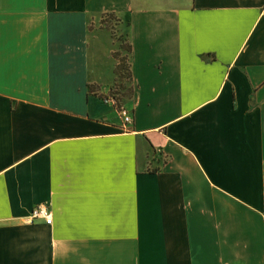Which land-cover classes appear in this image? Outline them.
Returning <instances> with one entry per match:
<instances>
[{"label":"crops","instance_id":"0c3cea01","mask_svg":"<svg viewBox=\"0 0 264 264\" xmlns=\"http://www.w3.org/2000/svg\"><path fill=\"white\" fill-rule=\"evenodd\" d=\"M0 264H264V0H0Z\"/></svg>","mask_w":264,"mask_h":264},{"label":"built area","instance_id":"2783aa9c","mask_svg":"<svg viewBox=\"0 0 264 264\" xmlns=\"http://www.w3.org/2000/svg\"><path fill=\"white\" fill-rule=\"evenodd\" d=\"M118 96L119 94H117V92L110 91L108 94L103 96V99L106 103L114 104L118 108V111L126 124L132 121V114L126 106L119 104L120 99ZM36 218H44L47 223H51L53 220L52 212L49 207L45 204L36 205L32 209L30 214V220L33 221Z\"/></svg>","mask_w":264,"mask_h":264},{"label":"rangeland","instance_id":"374dc122","mask_svg":"<svg viewBox=\"0 0 264 264\" xmlns=\"http://www.w3.org/2000/svg\"><path fill=\"white\" fill-rule=\"evenodd\" d=\"M104 17L102 18V20L106 24V26L111 30L113 36L116 37V38L119 37L118 36V33H116V31H115V24H114V22H115L116 18L111 17L110 15H106ZM119 38H122V36H120ZM125 56H127V54L124 55V57ZM126 62H127V60H126ZM126 67L127 68L123 69V74L120 75L119 72H118V78H117L118 81H116V83L109 90V92L110 91L117 92V94H119V96H120V97L119 96L118 97L121 100H122V98L124 96H127L130 93L129 87L126 85V81L129 80V75H128V73H129L128 72V69L129 68H128V64H127ZM108 93H106V94H108ZM106 94H104V95H106ZM119 104H121V103L119 102Z\"/></svg>","mask_w":264,"mask_h":264},{"label":"trees","instance_id":"16d2710c","mask_svg":"<svg viewBox=\"0 0 264 264\" xmlns=\"http://www.w3.org/2000/svg\"><path fill=\"white\" fill-rule=\"evenodd\" d=\"M114 55L120 60V62L118 64V68H116V69H117V72H119V74L121 75V74H123V69H125V67L127 66L126 60L128 59V57L127 56L124 57V56L120 55V52H115ZM128 72H130V68L128 69ZM129 74L130 73H128V75Z\"/></svg>","mask_w":264,"mask_h":264}]
</instances>
